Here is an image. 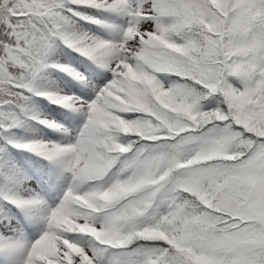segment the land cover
<instances>
[{"label": "snow or ice", "instance_id": "6c2138e0", "mask_svg": "<svg viewBox=\"0 0 264 264\" xmlns=\"http://www.w3.org/2000/svg\"><path fill=\"white\" fill-rule=\"evenodd\" d=\"M0 264H264V0H0Z\"/></svg>", "mask_w": 264, "mask_h": 264}]
</instances>
